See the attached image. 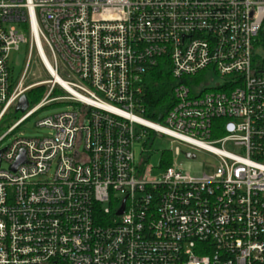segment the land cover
I'll return each instance as SVG.
<instances>
[{"label":"built area","instance_id":"obj_1","mask_svg":"<svg viewBox=\"0 0 264 264\" xmlns=\"http://www.w3.org/2000/svg\"><path fill=\"white\" fill-rule=\"evenodd\" d=\"M35 55L46 94L9 126ZM160 59L175 86L157 123L142 83ZM54 102L72 109L48 135L4 145ZM152 133L218 165L191 176L176 149L151 167ZM1 150L0 264H264V0H0Z\"/></svg>","mask_w":264,"mask_h":264},{"label":"rangeland","instance_id":"obj_2","mask_svg":"<svg viewBox=\"0 0 264 264\" xmlns=\"http://www.w3.org/2000/svg\"><path fill=\"white\" fill-rule=\"evenodd\" d=\"M9 60H10V66L14 69V77L16 80H18V78L20 77V75H22V73L25 71L27 66V61H28L27 47L25 45H21L18 51H13L10 54ZM60 76L64 78L65 74L61 72ZM48 80H50L49 76L46 74L38 57L35 55L30 65L29 73L27 74L26 79L24 81V87L39 84V86H37L31 91L41 88L42 89L41 91L43 93L35 101V104H31L30 107L25 112H18V113L13 112L9 120V126L14 124L22 117H24L28 113V111L32 109V107H34L35 105L41 102V100L44 98V95L46 94L47 87L40 84ZM28 93L26 95H28ZM60 94L61 92L57 90L54 93L53 97H58L60 96ZM71 109L72 106L70 105L60 104L56 102L51 103L50 106L41 110L31 119L26 121L23 125L18 127L13 132V134L7 138L4 145L9 144L12 141L19 138L33 139L48 135L49 131L47 129L37 127V123L50 116H53L55 114L64 111H69ZM152 135L153 136H151L150 138L153 139V145L151 147L150 156H149V166L151 167L159 168L162 162L163 153L169 151L175 152L176 149H180L182 153H194L196 155V159L194 160L187 159L184 154L173 157V164L176 165L182 172L186 174H190L191 176L201 177L203 174L210 173V171H212L213 168L218 165V159L207 153L200 151H193L190 148H188L186 145L176 142L173 139L166 136L154 135L153 133ZM227 149L230 150V148ZM141 152H142L141 146L136 145L135 153H136V158L138 160L141 159L142 156Z\"/></svg>","mask_w":264,"mask_h":264},{"label":"trees","instance_id":"obj_3","mask_svg":"<svg viewBox=\"0 0 264 264\" xmlns=\"http://www.w3.org/2000/svg\"><path fill=\"white\" fill-rule=\"evenodd\" d=\"M164 62V59H160L158 66L151 69L142 83L143 117L148 121L157 123L163 122L164 117L174 105L173 90L175 81L171 75L170 68ZM41 90L39 88L28 93L27 98L30 105L35 104V101L43 93ZM223 136L224 133L213 134L212 138L217 139ZM152 142L153 139H148L145 144L146 149L149 150L152 147ZM171 165V153L164 152L162 155V166L165 168Z\"/></svg>","mask_w":264,"mask_h":264},{"label":"water","instance_id":"obj_4","mask_svg":"<svg viewBox=\"0 0 264 264\" xmlns=\"http://www.w3.org/2000/svg\"><path fill=\"white\" fill-rule=\"evenodd\" d=\"M28 106H29V101H28V98L26 95H23L19 101V104H18V107L16 108V112H25L27 109H28ZM4 152V150H1L0 151V157L2 155V153ZM185 157L187 159H190V160H194L196 159V155L195 154H189V153H184ZM25 162V158L24 156L20 157L18 163L13 167V170H16V168L23 164ZM123 212V208L118 212V214H122Z\"/></svg>","mask_w":264,"mask_h":264},{"label":"bare ground","instance_id":"obj_5","mask_svg":"<svg viewBox=\"0 0 264 264\" xmlns=\"http://www.w3.org/2000/svg\"><path fill=\"white\" fill-rule=\"evenodd\" d=\"M59 81H61V80H59ZM61 82H63V81H61ZM41 85H44V83H43V84H41Z\"/></svg>","mask_w":264,"mask_h":264}]
</instances>
